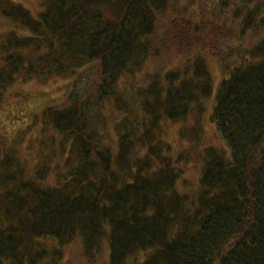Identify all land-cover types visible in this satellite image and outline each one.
<instances>
[{
  "label": "trees",
  "instance_id": "obj_1",
  "mask_svg": "<svg viewBox=\"0 0 264 264\" xmlns=\"http://www.w3.org/2000/svg\"><path fill=\"white\" fill-rule=\"evenodd\" d=\"M172 2L0 0V264H264V0Z\"/></svg>",
  "mask_w": 264,
  "mask_h": 264
},
{
  "label": "rangeland",
  "instance_id": "obj_2",
  "mask_svg": "<svg viewBox=\"0 0 264 264\" xmlns=\"http://www.w3.org/2000/svg\"><path fill=\"white\" fill-rule=\"evenodd\" d=\"M189 0H173L172 4H171V8H177V9H183L185 7V5L187 4ZM25 5L27 6L29 2L25 1ZM212 62V61H211ZM214 67H215V71H216V65L213 63ZM231 65V64H230ZM213 71V69H212ZM216 75V74H214ZM124 82L126 83V80H124ZM123 82V83H124ZM66 82L62 79H58L55 81H48L47 83L41 84L40 82H32L23 86H16L11 92L12 94H17L19 97L26 95L25 97L30 98V99H38L39 97H43L50 99V98H54L57 99L58 96H60V94H62V92H60L59 88L61 86H63ZM126 85V84H125ZM122 86V88H124V86ZM215 91H213L211 97L213 98L212 100H214V95H215ZM10 94L8 95V97L6 98V102L4 103V106L2 108H0V131L1 133H4L9 139L11 138H15L16 133H18V131H22L24 129V124H19L18 126H11L12 122L10 120H7L6 116L8 113L7 109H10L11 106L14 107V103H15V98L16 96H10ZM34 104V103H33ZM28 105V104H27ZM12 107V109H13ZM194 124H189L187 125L186 129H190L193 127ZM205 131L204 134L201 135V140H199L197 142V144L199 145L200 148H204L206 146H212V147H220L222 146V143L220 141V139L216 136L215 134V130H214V125L213 124H208L205 123ZM171 133H173V136H171L170 141L172 143H174L175 145L177 144L175 142L176 139V130H172ZM185 149L188 148V146H184ZM209 148V147H208ZM198 149V146H195V150ZM35 162L31 161L29 162V166H33ZM64 254H66V257L69 258L70 254L69 252L66 251V249L64 250ZM76 251H74L73 257H72V264H79L81 263V260L75 258L76 255ZM78 254V252H77ZM69 261V260H68ZM93 264H108V254H107V249L106 246L104 244V248L101 250L100 255L98 256L97 260L95 261V263Z\"/></svg>",
  "mask_w": 264,
  "mask_h": 264
}]
</instances>
